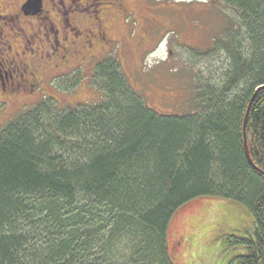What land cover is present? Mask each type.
I'll return each instance as SVG.
<instances>
[{"label": "trees", "instance_id": "1", "mask_svg": "<svg viewBox=\"0 0 264 264\" xmlns=\"http://www.w3.org/2000/svg\"><path fill=\"white\" fill-rule=\"evenodd\" d=\"M218 1L240 34H227L229 71L198 92L196 114L155 112L111 56L94 71L99 102L43 103L0 130V264H173L168 224L205 196L250 212L230 245L239 264H264V0Z\"/></svg>", "mask_w": 264, "mask_h": 264}, {"label": "rangeland", "instance_id": "2", "mask_svg": "<svg viewBox=\"0 0 264 264\" xmlns=\"http://www.w3.org/2000/svg\"><path fill=\"white\" fill-rule=\"evenodd\" d=\"M128 4L129 14L109 17L110 44L96 49L97 58L80 68L78 78L63 79L53 70L54 63L46 64L37 75L40 87L35 93L18 101L0 102V130L43 103L53 105L56 111H69L99 102L102 92L94 71L97 64L111 56L117 59L134 92L155 112L164 117L196 114L201 99L198 92L220 86L226 78L230 62L223 47L231 43L232 36L227 34H240L239 16L218 0H130ZM9 5L4 4L0 14H6ZM69 19L80 22L76 20L70 28L81 29V13ZM50 21L60 28L56 17ZM90 23L88 19L87 25ZM3 34L7 35L6 41ZM59 35L61 39L66 34ZM0 36V50L9 42L19 52L21 45L31 61L39 57L35 47L47 42L42 34L29 31L24 19L1 20ZM30 52L35 55L32 57ZM174 214L164 242L173 264H228L237 251L222 243L220 232L239 233L253 227L250 212L241 204L218 197L196 198Z\"/></svg>", "mask_w": 264, "mask_h": 264}, {"label": "flooded vegetation", "instance_id": "3", "mask_svg": "<svg viewBox=\"0 0 264 264\" xmlns=\"http://www.w3.org/2000/svg\"><path fill=\"white\" fill-rule=\"evenodd\" d=\"M0 0V10L4 4H10L6 8V14H0V21H16L22 19L29 25V31L36 32V35L42 34L47 42L35 47L34 51L38 59L34 61L25 57L23 47L21 50L14 51L9 42L0 50V102L6 103L8 99L18 101L23 96L29 97L32 92L35 93L39 87L37 75L46 64L52 66L56 72L62 74L61 78L68 77L80 68L83 69L93 59L97 58L96 49L106 48L111 41L109 17L126 15L130 0ZM13 5V6H12ZM92 13L90 16L88 13ZM77 13L83 15L82 27L80 30L70 28L76 20L70 21V17H76ZM66 16H68L66 18ZM86 16V17H84ZM51 17H56V24L50 21ZM66 18V21H63ZM21 19V20H19ZM91 23L87 25V21ZM116 19V18H115ZM45 20V21H44ZM41 21H43L41 25ZM77 22H79L77 20ZM80 23V22H79ZM61 29V30H60ZM21 31V30H20ZM50 32L53 34V40H50ZM62 35L59 39L60 33ZM6 36L3 34L4 40ZM1 37V36H0ZM42 41V39H40ZM2 45V43L0 42ZM33 44L36 45L34 42ZM48 47V49H46ZM39 48V49H38ZM32 57L34 52H30ZM43 54V55H42ZM47 57L45 58L43 56ZM52 55L50 58L49 56ZM31 57V58H32ZM30 58V59H31ZM36 90V91H35ZM223 226V225H222ZM221 227V226H220ZM244 232V231H243ZM243 232L229 231L220 232L222 243L226 247L232 248L230 242L235 237L243 235ZM234 256L228 264H239L236 258L242 253L240 246L234 247Z\"/></svg>", "mask_w": 264, "mask_h": 264}, {"label": "water", "instance_id": "4", "mask_svg": "<svg viewBox=\"0 0 264 264\" xmlns=\"http://www.w3.org/2000/svg\"><path fill=\"white\" fill-rule=\"evenodd\" d=\"M35 2H38L37 0H34ZM262 88V87H261ZM261 88H258L255 90V93H254V96L255 94L258 92V90H260ZM254 96L251 98V100L249 101V105L247 106L246 108V111H245V116H244V120H243V146H244V150H245V156L248 158V161L249 163L252 165V160H251V157L249 156V149H248V146H247V136L245 135V131H246V122H247V119H248V116H249V110H250V107H251V104H252V100L254 98ZM261 173V172H260ZM264 176V173L262 174Z\"/></svg>", "mask_w": 264, "mask_h": 264}]
</instances>
